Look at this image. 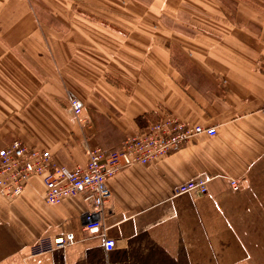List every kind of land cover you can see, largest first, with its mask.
Masks as SVG:
<instances>
[{
    "label": "crops",
    "instance_id": "0c3cea01",
    "mask_svg": "<svg viewBox=\"0 0 264 264\" xmlns=\"http://www.w3.org/2000/svg\"><path fill=\"white\" fill-rule=\"evenodd\" d=\"M124 1L116 14L114 0H0V149L21 140L74 169L166 117L217 135L112 178L106 237L85 233L81 196L47 203L41 177L0 195V264H264V14L242 0ZM40 6L66 28L42 27ZM198 177L206 194L177 195ZM68 233L73 245L31 254Z\"/></svg>",
    "mask_w": 264,
    "mask_h": 264
},
{
    "label": "built area",
    "instance_id": "2783aa9c",
    "mask_svg": "<svg viewBox=\"0 0 264 264\" xmlns=\"http://www.w3.org/2000/svg\"><path fill=\"white\" fill-rule=\"evenodd\" d=\"M69 112L79 116L83 102L74 95L68 97ZM217 135L216 127L187 125L175 118L166 117L151 124L144 133L128 138L116 151L93 148L86 165L71 169L55 164L52 154L46 149L32 147L16 140L0 149V195L13 201L22 196L34 177H41L45 185L44 199L49 204H59L65 199L81 196L87 205L84 214V231L87 235L105 236L103 225L104 207L112 197L108 182L125 168L136 165L155 164L170 153L190 142L195 135ZM234 190L239 189L237 180H231ZM207 181L198 177L177 187V195L206 194ZM73 233L41 238L31 247L32 255H41L73 245ZM105 249L116 246L113 239H105Z\"/></svg>",
    "mask_w": 264,
    "mask_h": 264
},
{
    "label": "rangeland",
    "instance_id": "374dc122",
    "mask_svg": "<svg viewBox=\"0 0 264 264\" xmlns=\"http://www.w3.org/2000/svg\"><path fill=\"white\" fill-rule=\"evenodd\" d=\"M115 4L114 11L116 14H121L123 12L124 6V0H114ZM148 1V0H145ZM234 1L238 0H228L227 3L231 6L233 5ZM241 1V0H239ZM242 1H248V3L255 4L257 10L263 15L264 14V0H242ZM233 8V7H232ZM37 16L39 21L41 22L42 27L51 30V31H59V29L63 30L66 28V25L59 22L57 18V12L58 9L52 8V7H37L35 8ZM84 10L90 11L89 8H84ZM83 9L78 8L77 11H83L84 13L88 14V12H85Z\"/></svg>",
    "mask_w": 264,
    "mask_h": 264
}]
</instances>
